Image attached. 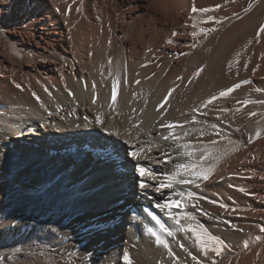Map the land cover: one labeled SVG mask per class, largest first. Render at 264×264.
Listing matches in <instances>:
<instances>
[{"label":"bare ground","instance_id":"6f19581e","mask_svg":"<svg viewBox=\"0 0 264 264\" xmlns=\"http://www.w3.org/2000/svg\"><path fill=\"white\" fill-rule=\"evenodd\" d=\"M251 2L0 0V264H264V103H243L264 101V3ZM161 121L227 150L199 187L155 191L184 162ZM138 167L155 177L145 189ZM179 192L219 255L156 207Z\"/></svg>","mask_w":264,"mask_h":264},{"label":"snow or ice","instance_id":"6c2138e0","mask_svg":"<svg viewBox=\"0 0 264 264\" xmlns=\"http://www.w3.org/2000/svg\"><path fill=\"white\" fill-rule=\"evenodd\" d=\"M251 5H249V9H245V11L250 10ZM203 11L207 12L210 11L209 9H196L193 8L192 11ZM211 19V17H209ZM260 33H264V25H261L259 27V31L257 35ZM112 62L109 61V72L108 75L112 77V102L109 104V107L115 111V101H116V95H117V86H118V80L116 79V76L118 75V72L114 74L113 70L111 69ZM203 71V69L198 68L194 73L193 77H198ZM17 88L20 87L19 84L16 85ZM236 88L240 87L239 84L235 86ZM235 90V88H227L226 90H223L219 93V97L212 96L207 101L206 104H211L213 101H215L218 98L221 97H227L230 93H232ZM174 91V89H170L168 92V96L171 95V92ZM93 92H95V84H93ZM33 97L39 102V97L36 96L35 93L32 94ZM71 95V93H69ZM168 96H165L163 99L166 101L168 99ZM93 103H95V96L93 97ZM245 105L248 103H264V101H244ZM205 104V106H206ZM163 105V101L160 105L157 106V112L160 111L161 107ZM193 112L198 111V109H193ZM239 111V110H238ZM250 115H256L255 112L250 113ZM219 120L220 117H217ZM194 122V121H193ZM96 123L98 125L103 123V120L101 119L100 115H97L96 117ZM135 126V125H134ZM160 127L162 129H166V134L161 133V139L170 142L168 147H172L174 145L175 150L177 151V154L183 158L184 162H178L173 165V170L169 173H166L164 176V179L159 182L158 186L155 188V191L160 192L162 189H173L176 185H195L196 187H199V182L207 181L214 173L215 168L219 164V162L224 158V156L227 154V150L221 151L218 147H216V141H212V144L209 145H202V146H195L191 141H189L187 138L191 135V130L185 129L182 124L172 123V122H160ZM209 127L212 129H216L217 125L211 124ZM179 129V131H176ZM200 135L203 136L205 134L203 129H200ZM261 129H257L255 133V138H259L261 136ZM216 135H220V133H215ZM251 142V138H250ZM147 152H151V146L145 149V147H140L138 149H135L128 153V155L132 158V160H142L147 155ZM139 176L142 178L141 182L139 183L140 189H145L148 187L146 183L143 182V178L145 176H148L149 178L155 179L153 173L149 170H147L145 167H138L137 168ZM232 185H230L231 187ZM238 191L243 192V188L237 189ZM177 195L180 197V199L175 200H168L167 202L163 204H157L156 207L160 208L161 210H166L168 219L172 220L179 228V231L184 234H191L190 238L193 240L195 245L204 251L205 253L208 251H214L217 255L220 254L221 251V243L220 241L216 240L213 236H211L203 227H201L198 223L195 221V217L184 212L185 208V200L188 201H195L196 197L192 192H179ZM192 207H196V204L193 203ZM220 207H224V205H220ZM173 209L178 210L179 213L182 214H174ZM202 211V210H201ZM149 216H151V213H149ZM151 219L153 221H156L155 216H151ZM181 221H184V223H181ZM156 223L159 225V221H156ZM225 224H228V221H224ZM148 233L155 238L156 244L160 245L163 244V241L160 239V237L154 232L151 228L147 229ZM160 231L165 232L166 230L163 228V226H160ZM261 231L264 232V228H261ZM167 235L171 236V232H167ZM124 264H132V261L130 258L125 255L124 256ZM213 264H215V261H213Z\"/></svg>","mask_w":264,"mask_h":264},{"label":"rangeland","instance_id":"374dc122","mask_svg":"<svg viewBox=\"0 0 264 264\" xmlns=\"http://www.w3.org/2000/svg\"><path fill=\"white\" fill-rule=\"evenodd\" d=\"M253 1H255V0H252V2L251 3H253ZM263 3H264V0H261ZM263 14H264V8H263ZM170 151H175L174 149H171ZM75 156V155H74ZM76 157V156H75ZM77 158V157H76ZM8 164H10V163H8Z\"/></svg>","mask_w":264,"mask_h":264}]
</instances>
